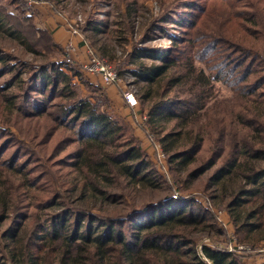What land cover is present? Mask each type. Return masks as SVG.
Listing matches in <instances>:
<instances>
[{"label":"trees","instance_id":"1","mask_svg":"<svg viewBox=\"0 0 264 264\" xmlns=\"http://www.w3.org/2000/svg\"><path fill=\"white\" fill-rule=\"evenodd\" d=\"M117 1L131 25L147 0ZM156 1L123 67L141 83L139 126L167 175L132 127L79 90L104 88L52 60L59 45L34 8L0 2L11 36L43 56L0 47V264H246L240 246L264 248V0ZM156 37L169 44H146ZM33 91L47 104L28 108ZM214 207L229 217L233 250L197 245L225 235Z\"/></svg>","mask_w":264,"mask_h":264},{"label":"rangeland","instance_id":"2","mask_svg":"<svg viewBox=\"0 0 264 264\" xmlns=\"http://www.w3.org/2000/svg\"><path fill=\"white\" fill-rule=\"evenodd\" d=\"M6 1L7 0H0V2L3 4ZM40 1L42 0H39V2ZM44 2L46 1L44 0ZM158 6L159 3L156 0H147L146 3L135 6V8H137V13L135 15L134 22L131 25H129L128 21H125L122 17V14L125 12L126 6H121L117 0H60V3L55 2L53 6H46V8L44 6L32 7L34 8L35 20L38 26L48 29L52 33L53 38L54 35L57 36V34H59L60 32H64V30H66V27L69 31L68 34H75L80 37L81 43L78 46L81 47V44L86 45L88 60L86 63L80 65L79 68H81L82 70L85 69L87 71L86 65L90 61L89 54L90 52H96L103 58H105L114 68L119 70L118 72L124 80L120 83H116V85L113 86H117L118 94H120L121 98L125 100V103H127V105L124 103V101V104L122 103V101L121 103H117L116 101L114 104L111 99H109L105 89V94L102 93V90L101 94L103 95H100L99 90L93 91L92 88H88L87 85H84L82 82L79 86L80 93L82 95H93L94 99H96L95 101L98 100L102 104V107L105 108L109 113L116 116L118 115V117H120L126 125L132 127L134 133L138 136V138L141 139L143 147L146 149L150 157L156 162V167L158 168V170L161 173L167 175L166 172L168 171V164L166 157H164L162 153L160 154V156L156 153V149L153 141L151 140V137L148 136L147 133L142 129V127L139 126V123H142L141 121H143L140 116L141 104L137 102L136 106H131L128 104V101L123 95L127 90L125 89L126 85H129L130 83L134 88L133 90L135 91V96L136 91H141V83L135 85L132 84V82H135V80L137 79H134L135 76L130 71L129 67H123V61L128 58L129 52L134 46V42L139 43L145 40L144 32L148 24L150 23L149 21L153 18V16H156L158 14ZM7 8L12 10V12L15 14H20L19 10L16 11L13 6H7ZM42 14L47 16L48 19H44V16ZM92 20H102L104 24L98 26L99 30H92L87 27L89 21ZM131 26H133L132 29H130ZM74 29H77V32ZM11 31L13 30L10 29L9 24H7L6 21L3 20L0 16V47H3L6 52L11 53L13 56L17 55L20 58L28 61L30 60L36 63L43 60V56H37L33 58L30 54L24 51L19 45L16 38L11 36ZM170 32L179 33L177 29H173V25L170 26ZM55 42L57 43L56 40ZM66 43L63 46L57 43L59 46L53 48L54 58H52V60L57 59L60 61H65L66 59H69L68 63L73 64L75 62V58L73 57L75 52L74 42L69 40ZM146 44L154 46H165L169 44V41L164 37H156L153 40L150 39L149 41H147ZM146 62L151 61L146 60ZM79 68L78 70H80ZM88 75L85 74L84 78H88ZM10 76L11 74L4 75L2 79L5 80ZM31 84H34L35 86V82L30 83V86ZM215 85L217 88V94L220 97L230 95V90L222 83L216 82ZM16 89H18L17 85L12 87V90ZM47 99L48 95L45 94L44 96H42L39 95V93H37L36 91H33L27 99L29 102L27 106L31 109L33 108L32 105L35 104L45 105L48 102ZM27 132L28 130L26 129L25 133ZM18 135L21 137V134ZM25 138L27 137L25 136ZM73 148L74 146L70 145L66 150L68 151ZM22 156L25 157V154L22 153ZM168 177L172 179L171 174ZM197 189V195L201 196V192L199 191H202V187ZM144 197H146V195ZM212 211L217 216L215 219L217 220L216 223L219 226H222L224 229L226 227L225 235L219 238L220 240L217 238H210L208 237V235L201 236L198 240L197 245L200 246L203 243H209L210 245L221 247L228 246V248H233V243L231 242V239L233 238V228L229 226L230 220L229 217H227L228 215L224 213L223 210H220L217 207H214ZM230 243H232V245ZM241 248H244L245 250L243 249L244 251L241 252L237 251V254L243 256L244 262L246 264H264V248L251 250V248L247 245H245L244 247L241 246Z\"/></svg>","mask_w":264,"mask_h":264},{"label":"built area","instance_id":"3","mask_svg":"<svg viewBox=\"0 0 264 264\" xmlns=\"http://www.w3.org/2000/svg\"><path fill=\"white\" fill-rule=\"evenodd\" d=\"M25 1L30 6H33L35 3L39 2V0H25ZM74 30H76L77 32V29H74ZM89 56H90V61L86 65V69L91 74L100 75L104 86L116 85V83H120L124 80L122 76L119 74L118 70L114 68L101 55H99L96 52H90ZM73 64L75 65V62ZM125 89L127 90L125 91L123 95L128 101V104L131 106H136L138 101L135 96V91L133 90L134 88L131 86V83L129 85H126ZM141 118L144 120L146 119V116L142 115ZM156 147H157V150L159 151L158 153L159 156L161 153L163 154L160 147L158 145H156ZM239 248H241V246ZM229 250H233V248L230 247Z\"/></svg>","mask_w":264,"mask_h":264},{"label":"crops","instance_id":"4","mask_svg":"<svg viewBox=\"0 0 264 264\" xmlns=\"http://www.w3.org/2000/svg\"><path fill=\"white\" fill-rule=\"evenodd\" d=\"M46 2H48V1H46ZM46 2H44V0H42V1L38 2L37 4H34L33 6H44L45 8H46V6H53V3H51V2L46 3ZM36 9H37V7H36ZM42 15L44 16L43 17L44 19H48L47 16H45L44 14H42ZM68 33H69V31L67 30V27H66V30H64V32H60L59 34H57V36L54 35V38L57 41V43H59L61 46H63L69 40L74 42V46H75L74 51L75 52H74L73 57L75 58V62L78 65V67H80V65L86 63L88 60V55H87L88 53L86 52L87 47H86V45H82V44H81V47H79L78 45L81 43L80 37L78 35H75V34L71 35ZM69 36H71V37H69ZM83 71H84V74H86V75L89 74L88 78H86L87 80L91 81L94 84L101 85L106 90V93H107L109 99H111V101L114 104L116 101H117V103H121V101H122V103H123V101L125 103V100L123 98H121L120 94H118L117 86H113V85L112 86H104V84L102 83V79H101L100 75L91 74V73L87 72L85 69H83ZM125 104L127 105V103H125Z\"/></svg>","mask_w":264,"mask_h":264}]
</instances>
